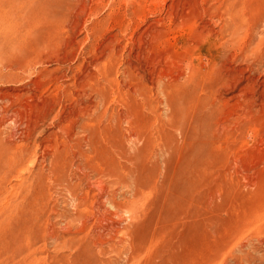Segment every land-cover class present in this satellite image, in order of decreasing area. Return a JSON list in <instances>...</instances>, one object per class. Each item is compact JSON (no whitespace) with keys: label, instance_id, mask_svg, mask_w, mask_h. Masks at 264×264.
<instances>
[{"label":"rangeland","instance_id":"374dc122","mask_svg":"<svg viewBox=\"0 0 264 264\" xmlns=\"http://www.w3.org/2000/svg\"><path fill=\"white\" fill-rule=\"evenodd\" d=\"M0 14V264H264V0Z\"/></svg>","mask_w":264,"mask_h":264},{"label":"bare ground","instance_id":"6f19581e","mask_svg":"<svg viewBox=\"0 0 264 264\" xmlns=\"http://www.w3.org/2000/svg\"><path fill=\"white\" fill-rule=\"evenodd\" d=\"M216 1V0H215ZM8 3V2H7ZM238 4H240V3H238ZM217 6V5H216ZM221 6V5H220ZM237 6V5H236ZM258 6V5H257ZM230 7V6H229ZM238 7H240V6H238ZM235 8V7H234ZM224 9V8H223ZM237 9V8H236ZM216 11V10H215ZM222 11V10H221ZM234 11V10H233ZM255 11V10H254ZM144 12V11H143ZM231 12V11H230ZM215 13V12H214ZM1 15V14H0ZM241 15V14H240ZM246 15V14H245ZM3 16V15H2ZM239 17V16H238ZM252 16H250V18H251ZM237 19V18H236ZM139 20V19H138ZM235 20V19H234ZM242 20V19H241ZM264 20V19H263ZM233 21V20H232ZM234 22V21H233ZM240 22H242V21H240ZM130 23V22H129ZM232 23V22H231ZM252 24H254L253 22H251ZM236 24H237V22H236ZM235 25V24H234ZM248 25V24H247ZM164 27V26H163ZM236 28H238V27H236ZM253 28V27H252ZM248 30V29H247ZM233 31V30H232ZM246 31V30H245ZM251 31H253V30H251ZM255 31V30H254ZM231 32V31H230ZM200 33V32H199ZM204 33V32H203ZM240 33V32H239ZM243 33V32H242ZM231 34H232V32H231ZM245 34V33H244ZM202 35V34H201ZM241 35V34H240ZM236 36V35H235ZM257 36V35H256ZM233 37V36H232ZM235 38V37H234ZM251 38V37H250ZM249 38V39H250ZM2 39V38H1ZM153 39V38H152ZM157 39V38H156ZM229 39V38H228ZM247 39H248V37H247ZM239 40V39H238ZM161 41V40H160ZM159 41V42H160ZM229 41V40H228ZM229 42H231V41H229ZM246 42V41H245ZM250 42H251V40H250ZM244 43V42H243ZM0 44H2V42L0 43ZM250 44V43H249ZM259 44H260V42H259ZM238 45V44H237ZM246 45H247V42H246ZM248 46V45H247ZM255 46V45H254ZM260 47V46H259ZM239 48V47H238ZM246 50V49H245ZM245 50H243V51H245ZM248 52V51H247ZM250 53V52H249ZM186 60V59H185ZM189 62V61H188ZM190 63V62H189ZM207 65V64H206ZM187 66V65H186ZM185 66V67H186ZM194 69V68H193ZM190 71V70H189ZM204 71V70H203ZM213 71V70H212ZM193 75V74H192ZM158 82V81H157ZM172 100V99H171ZM104 119V118H103ZM115 121V120H114ZM108 122V121H107ZM103 135V134H102ZM3 142V141H2ZM2 148V147H1ZM2 155V154H1ZM6 155V154H5ZM9 164V163H8ZM4 166V165H3ZM16 166V165H15ZM3 168V167H2ZM264 212V211H263ZM254 213V212H253ZM260 213V212H259ZM255 214V213H254ZM254 214H253V216H254ZM254 219H256L255 217H254ZM252 221V220H251ZM255 222V221H254ZM253 222V223H254ZM264 223V222H263ZM250 224V223H249ZM244 225V224H243ZM256 225V224H255ZM263 225V224H262ZM254 226V225H253ZM257 229V228H256ZM260 229V228H259ZM257 233V232H256ZM245 253V252H244ZM252 257V256H251ZM251 257H250V255H247L246 254V261L250 264L251 262ZM245 263V262H244ZM252 264V263H251Z\"/></svg>","mask_w":264,"mask_h":264}]
</instances>
